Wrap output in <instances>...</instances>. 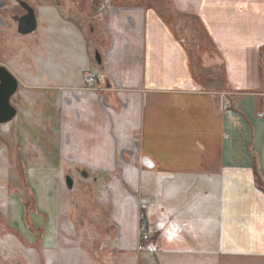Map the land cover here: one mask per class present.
<instances>
[{
  "label": "crops",
  "instance_id": "1",
  "mask_svg": "<svg viewBox=\"0 0 264 264\" xmlns=\"http://www.w3.org/2000/svg\"><path fill=\"white\" fill-rule=\"evenodd\" d=\"M99 7V63L86 54L68 85L18 78L19 121L0 125L6 226L36 224L37 264H264V0ZM83 71L98 89L77 93ZM32 84L59 88L37 108L21 91L20 112ZM64 163L101 179L84 235L62 219Z\"/></svg>",
  "mask_w": 264,
  "mask_h": 264
},
{
  "label": "rangeland",
  "instance_id": "2",
  "mask_svg": "<svg viewBox=\"0 0 264 264\" xmlns=\"http://www.w3.org/2000/svg\"><path fill=\"white\" fill-rule=\"evenodd\" d=\"M10 1L11 3L0 12L4 20V24H0V64L5 65L18 81L23 78L31 83H38V79L41 78L40 80L46 83L68 85L79 80L78 72H81L79 69L86 54L90 58V67L93 63L96 64L94 58L95 45L98 44L96 39L100 35L101 26L104 27V14L101 13L103 10H101L99 4L104 0H25L33 7L37 22L35 29L27 33L17 31V21L14 17L20 15L24 9L17 0ZM119 1L120 3L125 1L128 4L141 5H153L156 2V0ZM119 1L111 0V3L116 4ZM163 13L165 15V12ZM193 21H191V24L196 28L195 25L197 24ZM200 36L201 33L196 30L195 33L188 34L187 39H190L192 43H196L197 38L199 39ZM104 42L105 39L102 44ZM72 68L76 69L77 77L73 76L76 77L75 79L69 76V70ZM49 71L53 74L50 75ZM15 72L19 77L16 76ZM85 72L81 73L82 82L83 77L90 74ZM55 87H39L37 84L27 87L21 85L13 97V102L22 112L24 109V103L22 104V102L25 98L21 99V91L28 90L31 92L32 100L29 102V106L32 105L37 108L40 99L39 97L34 99L33 96L46 92V98L51 99L52 92L57 91L59 88ZM88 87L98 89L99 85L94 86L93 81L91 84L83 82L80 87L74 89L77 90V93H81L84 88ZM26 102L27 107L28 101ZM45 105L50 106L47 103ZM12 118V120H9L10 122H13L14 119V123L19 121L18 114L17 116L15 114ZM4 123H0V125ZM63 165L65 167L63 177L66 174L70 175L73 184L68 188L64 181L65 178H63V188L60 192L61 208L63 210V214L61 213L62 219L73 222L78 226L77 232L84 235L93 231L92 226L95 223L96 214L90 215L88 210L94 208L97 213L98 204L91 189L96 186L97 181L101 183V179L96 178L98 175L85 166L70 163H64ZM83 170L86 171L87 177L83 176ZM92 175L95 178L92 179ZM16 183L17 180L14 184ZM17 189L19 188L17 187ZM4 214L0 211V264H37V260L31 258L33 257L32 252L36 249L37 227L34 228L36 224L33 227L29 220H26L24 216H20L19 220H16V224L6 226L7 224L3 220ZM30 241L35 244L29 243Z\"/></svg>",
  "mask_w": 264,
  "mask_h": 264
},
{
  "label": "water",
  "instance_id": "3",
  "mask_svg": "<svg viewBox=\"0 0 264 264\" xmlns=\"http://www.w3.org/2000/svg\"><path fill=\"white\" fill-rule=\"evenodd\" d=\"M17 1L24 12L14 16L17 21L16 29L19 33L30 32L35 29L37 24L34 9L25 0ZM94 58L98 63L101 61L98 50H95ZM17 87V78L5 65L0 64V123L7 122L16 114V107L11 102V96L15 93ZM82 174L86 175L85 171H82ZM64 180L67 187L72 186L73 179L70 175H65Z\"/></svg>",
  "mask_w": 264,
  "mask_h": 264
},
{
  "label": "built area",
  "instance_id": "4",
  "mask_svg": "<svg viewBox=\"0 0 264 264\" xmlns=\"http://www.w3.org/2000/svg\"><path fill=\"white\" fill-rule=\"evenodd\" d=\"M93 81V76L88 74L83 77V82L86 84H91ZM148 223L147 221L141 217L139 221V238L141 245H143L144 241H147L149 239V229H148Z\"/></svg>",
  "mask_w": 264,
  "mask_h": 264
},
{
  "label": "flooded vegetation",
  "instance_id": "5",
  "mask_svg": "<svg viewBox=\"0 0 264 264\" xmlns=\"http://www.w3.org/2000/svg\"><path fill=\"white\" fill-rule=\"evenodd\" d=\"M23 12H24V10H23ZM23 12H22V13H23ZM22 13H21V14H22Z\"/></svg>",
  "mask_w": 264,
  "mask_h": 264
}]
</instances>
